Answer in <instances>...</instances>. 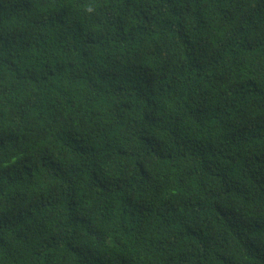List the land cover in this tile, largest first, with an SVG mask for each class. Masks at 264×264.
I'll return each instance as SVG.
<instances>
[{
    "label": "trees",
    "instance_id": "obj_1",
    "mask_svg": "<svg viewBox=\"0 0 264 264\" xmlns=\"http://www.w3.org/2000/svg\"><path fill=\"white\" fill-rule=\"evenodd\" d=\"M0 264H264V0H0Z\"/></svg>",
    "mask_w": 264,
    "mask_h": 264
}]
</instances>
